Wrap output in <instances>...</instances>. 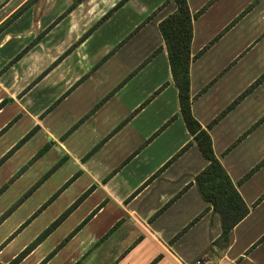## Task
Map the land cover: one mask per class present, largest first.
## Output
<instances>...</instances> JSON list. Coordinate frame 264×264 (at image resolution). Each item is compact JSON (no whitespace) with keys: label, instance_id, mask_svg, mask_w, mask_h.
<instances>
[{"label":"crops","instance_id":"1","mask_svg":"<svg viewBox=\"0 0 264 264\" xmlns=\"http://www.w3.org/2000/svg\"><path fill=\"white\" fill-rule=\"evenodd\" d=\"M186 1L191 113L248 213L224 240L194 182L207 160L158 28L172 0H0V137L28 120L0 170L32 144L0 198L37 166L0 205V264H264V0Z\"/></svg>","mask_w":264,"mask_h":264},{"label":"trees","instance_id":"2","mask_svg":"<svg viewBox=\"0 0 264 264\" xmlns=\"http://www.w3.org/2000/svg\"><path fill=\"white\" fill-rule=\"evenodd\" d=\"M172 1L175 4L174 11L159 21L158 28L165 44L172 80L177 88L179 113L193 141L196 143L202 156L207 160L204 168L196 174L194 182L202 198L208 201L214 211L220 216L222 229L220 237L226 240L230 229L248 213L249 208L243 201L226 170L215 156L207 129L203 128L191 113L189 64L191 60L192 15L186 0ZM29 47L30 44L22 49L14 59L20 58ZM62 57L63 55L56 62ZM29 87L30 85L24 88L22 93ZM3 103L4 101H1L0 106ZM29 135L30 132L24 138H27ZM189 144L181 148L177 154L184 151ZM16 145L4 157L9 155Z\"/></svg>","mask_w":264,"mask_h":264},{"label":"rangeland","instance_id":"3","mask_svg":"<svg viewBox=\"0 0 264 264\" xmlns=\"http://www.w3.org/2000/svg\"><path fill=\"white\" fill-rule=\"evenodd\" d=\"M7 65V64H6ZM6 112H8V110L6 109L5 113H3L0 116V121L3 120V117L6 116ZM28 120L25 119V116H23L22 120L13 128L11 129L8 133L4 134V136L0 137V152L4 149V147L6 146V144L8 143V141L12 140L16 134L18 133V130L24 128V126L27 125ZM32 144L29 143L28 145H24L23 148L21 149V151L19 152V154H15V155H11L7 160L8 162H5L6 164H4L3 166H1V170H0V182L3 179L6 170H10L12 167L15 166V164H19L21 162V160L24 158L23 156L29 153V150H31ZM37 172V166H34V168H31L30 171L25 174L22 178H20L19 180L15 181L14 180L12 182H10L8 184V191L6 192V194H4L3 197L0 198V205H2L7 198H12L16 195V192H18L21 187L27 182L29 181L30 177L32 175H35ZM4 181L1 182V184ZM22 201V200H21ZM20 201V202H21ZM26 201V200H25ZM32 198H30L29 200H27V202H22L24 203L20 208H18V212H22L25 211L26 209L30 208L32 206ZM16 207V206H15Z\"/></svg>","mask_w":264,"mask_h":264},{"label":"built area","instance_id":"4","mask_svg":"<svg viewBox=\"0 0 264 264\" xmlns=\"http://www.w3.org/2000/svg\"><path fill=\"white\" fill-rule=\"evenodd\" d=\"M191 264H219L216 261H212L207 257H198Z\"/></svg>","mask_w":264,"mask_h":264}]
</instances>
